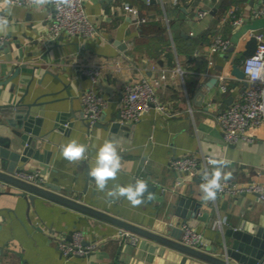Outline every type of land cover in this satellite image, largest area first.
Returning <instances> with one entry per match:
<instances>
[{"label":"crops","instance_id":"obj_1","mask_svg":"<svg viewBox=\"0 0 264 264\" xmlns=\"http://www.w3.org/2000/svg\"><path fill=\"white\" fill-rule=\"evenodd\" d=\"M124 3L135 7L139 18L146 21L136 23L122 10ZM261 6V0H182L178 6L170 0H85L97 35L61 36L52 45L46 43L50 4L35 8L11 5L0 10L9 20L0 32L8 38L0 49V63L8 67L27 64L18 78V94L30 81L25 101L39 104L35 112L44 116L40 133L49 132L42 147L50 152L48 162L31 160L24 170L38 171L43 182L59 186L63 196L98 210L108 209L111 215L150 230L161 229L170 220L181 222L173 216L181 197L203 201L200 214L207 212L208 217L195 229L207 249L219 257L228 225L250 233L264 228V200L257 195L201 200V183L178 182V174L169 168L172 158L207 154L224 161L213 164L211 172L220 167L222 173H231L228 180L238 184L264 183V129L249 131L252 142L227 144L216 122L218 111L243 92L244 81L231 74L232 66L240 67L251 40L249 33L264 29V16L254 14ZM202 8L208 14L199 19L196 10ZM230 16H243L244 21L236 28L229 20L221 22ZM213 34L230 39L227 52L209 51ZM83 68L100 72L96 89L107 101L100 125L86 128L80 119H72L74 127L68 132L52 130L59 113L73 110L81 116L80 95L91 86ZM220 77L225 80L221 82ZM153 78L161 80L157 98L170 116L152 108L131 128L110 135L104 126L119 118L124 85ZM213 78L216 82H211ZM221 84L225 92L220 91ZM6 89L0 88V103L6 102ZM72 139L86 146L85 159L69 162L62 157L61 146ZM107 140L116 143L121 157V170L108 188L142 179L153 186V200L147 199V190L141 197L144 203L133 207L123 197L117 200L96 191L88 172L99 146ZM20 193L13 186L0 192V264H209L192 257L182 263V253L138 235L136 245L128 239L119 241L117 226L37 196L30 206ZM69 231L82 232L84 241L95 244L94 249L84 257H62L57 238Z\"/></svg>","mask_w":264,"mask_h":264},{"label":"built area","instance_id":"obj_2","mask_svg":"<svg viewBox=\"0 0 264 264\" xmlns=\"http://www.w3.org/2000/svg\"><path fill=\"white\" fill-rule=\"evenodd\" d=\"M172 5L178 6L182 0H170ZM262 6L254 14L264 16V0ZM13 6L35 8L31 0H13ZM52 11L47 15V45L55 43L59 37L65 38H92L98 31L85 10V0H72L70 6H61L59 9L50 4ZM122 10L129 14L136 23L142 24L146 18H139L138 10L129 3L122 5ZM208 14L207 9L196 10V17L201 19ZM3 15V14H0ZM233 27L241 25L243 16H230V19L223 17L221 22L228 21ZM256 41V49L250 56L243 57L240 68L244 73L245 83L243 92L239 98L229 106L221 109L217 113L216 122L220 128L223 139L227 144H235L243 140L253 141L250 130L264 129V29L249 33ZM8 38L0 34V49L7 42ZM231 41L227 37L213 34L209 39L208 49L210 52L225 53L231 47ZM251 61V63H249ZM81 72L85 74L91 86L80 95L82 118L92 126L100 118L102 111L106 108V98L100 95L96 89L100 72L97 68H83ZM224 77H220L223 82ZM161 80L140 79L128 81L123 88L119 101V119L123 124H135L139 122L153 108L160 112H165L163 104L158 101L157 90ZM220 91L225 92L224 84L220 85ZM170 116V114H167ZM172 115V114H171ZM213 159L207 154H190L179 158H172L169 161V168L178 174V182L190 181L197 178L199 182L205 183L204 173H211L212 165L208 161ZM14 176L24 181L41 184L42 178L38 171H20ZM209 175V179H210ZM10 186L0 180V191H6ZM243 193H253L259 200H264V183L248 182L238 184L232 180H221V189L216 196H239ZM220 225V224H218ZM180 243L195 248L202 249L205 246L204 238L195 228L187 224H181ZM118 240L129 241L131 245H136L137 235L126 230H119ZM84 235L80 231H73L71 238L64 235L57 238V247L60 255L65 258L73 256H86L95 247V244L84 245Z\"/></svg>","mask_w":264,"mask_h":264},{"label":"water","instance_id":"obj_3","mask_svg":"<svg viewBox=\"0 0 264 264\" xmlns=\"http://www.w3.org/2000/svg\"><path fill=\"white\" fill-rule=\"evenodd\" d=\"M255 49L256 41L251 37L242 57L252 55ZM26 68L27 64L24 62L11 67H8L5 63H0V88L7 87L6 95L3 97L6 99V102L0 103V180L19 189L21 191L20 195L25 198L30 206L33 204L36 196L62 204L78 211L82 215L102 220L120 229L173 248L183 254L182 263L185 262L186 258L192 257L209 264H264L263 227L258 228L254 233H250L228 225L223 230L224 248L222 249V257L216 256L206 246L202 249H195L180 243L181 229L179 226L181 224H187L189 227L195 228L200 221L207 220V212L200 214L203 201H188L185 197H181L173 214L174 218L181 219V222L170 220L161 229L154 228L150 230L111 215L108 209L104 211L98 210L79 201L72 200L67 196H63L59 194L61 188L52 183L43 182L40 185L15 177L14 173L27 171L24 168L31 160L47 163V157L50 154L49 151L42 148L44 140H47L49 136V132L46 134L40 133L44 116H38L35 112V108L39 104L36 101H25L30 81L27 83L25 91L20 95L18 94V78L21 76L22 70ZM35 69L36 67L33 70ZM231 74L239 80H243L244 78V73L238 64L232 66ZM211 82H216V78L211 79ZM2 96L3 94H1ZM230 99L232 101L233 97ZM72 119L74 121L80 119L86 128L90 127V124L83 120L82 113L80 116V114L78 115L71 110L57 114L53 120L51 129L68 132L74 127ZM95 125H100V123L97 121L92 126ZM132 126L133 124L121 123L118 118L115 122L104 126V129L108 130L110 135H113L123 130L126 131ZM42 149L43 151L41 152ZM193 180L199 183L197 178ZM132 184L135 185V180ZM147 190L148 194L151 193L153 186L148 185ZM72 233L73 231H69L66 237L70 239ZM83 244L87 245L89 242L85 241Z\"/></svg>","mask_w":264,"mask_h":264},{"label":"clouds","instance_id":"obj_4","mask_svg":"<svg viewBox=\"0 0 264 264\" xmlns=\"http://www.w3.org/2000/svg\"><path fill=\"white\" fill-rule=\"evenodd\" d=\"M13 0H0V10H5L10 7ZM31 3L36 7L53 4L58 9L61 6H70L72 0H31ZM9 24V20L5 15H0V32H3ZM251 63V61L249 62ZM87 148L84 144L79 143L76 139L70 140L67 144L61 146V155L69 162H77L86 158ZM210 164L223 165L224 161L211 159ZM121 170V157L117 150V145L112 140L105 141L99 146L94 163L89 169L88 175L95 183L97 192H104L108 198L119 200L125 198L130 202L131 206L138 207L144 203L141 199L147 191L148 183L142 179L135 180V185L129 183L127 186H121L116 183L109 189V181H116L118 173ZM210 175V179H209ZM205 183L201 184L203 193L202 199L205 201L215 200L217 191L221 189V180L231 178V173H222L221 168L217 167L213 172L204 173ZM155 198L154 193H149L147 199L149 201Z\"/></svg>","mask_w":264,"mask_h":264}]
</instances>
